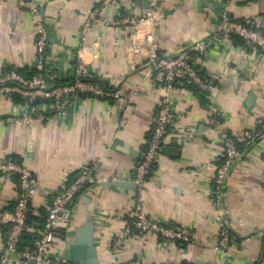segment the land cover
Instances as JSON below:
<instances>
[{
    "label": "crops",
    "instance_id": "obj_1",
    "mask_svg": "<svg viewBox=\"0 0 264 264\" xmlns=\"http://www.w3.org/2000/svg\"><path fill=\"white\" fill-rule=\"evenodd\" d=\"M148 8L144 0L44 4L51 34L48 65L58 83L72 81L77 53L86 48L85 61L105 89L139 93L123 102L81 93L71 98L64 121L32 126L8 123L18 105L1 96L0 166L13 159L33 172L37 193L30 212L40 216L44 210L48 215L65 183L97 163L93 171L102 181L77 197L72 217L47 252L54 264L65 262L66 238L79 231L82 238H93L100 264H259L264 254V133L251 145L247 142L264 124V52L232 35H220L218 28L227 10L236 20L254 18L264 32V0H159L153 30L162 57L215 40L205 53L191 54L209 89L200 92L179 81V89L171 95L174 127L163 147L172 151L160 152L144 193L150 217L188 231L192 240L168 242L135 234L126 247L112 248L123 220L139 209L135 172L145 158L166 95L161 74L151 72L146 59L135 52V41L142 34L135 26L120 23L125 16L143 17ZM93 10L95 17L90 18L88 12ZM36 21L17 0H0V73L35 74ZM211 105L241 152L224 191L225 224L231 234L224 254L217 250L221 227L213 188L225 148L208 121ZM17 196L18 177L0 171V210L12 211ZM27 227L24 237L36 228ZM5 241L6 231L0 225V255ZM24 253L22 248L9 264H25Z\"/></svg>",
    "mask_w": 264,
    "mask_h": 264
},
{
    "label": "built area",
    "instance_id": "obj_2",
    "mask_svg": "<svg viewBox=\"0 0 264 264\" xmlns=\"http://www.w3.org/2000/svg\"><path fill=\"white\" fill-rule=\"evenodd\" d=\"M49 1L17 0L21 8L28 10L37 18V60L36 72L32 77H26L14 70L0 73V97L6 96L17 102L18 105L17 111L7 119V122L32 126L37 122L64 121L68 115V108L71 106V98H79L81 93L95 98L111 97L118 102L132 99L137 95L139 90L126 94L119 89H105L98 83L93 69L85 61L86 48L77 53L72 81L66 85L58 83L56 73L49 67L47 58L51 34L43 6ZM109 1L106 0L107 3ZM148 1L149 8L143 17L125 16L121 18L120 23L131 24L136 27L138 35L142 34L141 39L135 41V52L140 58L146 59L145 64L151 72L161 74L166 95L159 104L155 127L145 152V158L137 166L135 172V183L138 187L137 200L140 206L135 216L123 220L124 228L112 243L114 251L129 245L135 234L141 236L151 234L168 242H190L192 240L188 231L150 217L144 209V193L146 181L160 156L165 139L174 127L171 95L179 89V81L195 84L202 90L209 89V84L200 75L197 65L191 60V54L205 53L210 46L215 44V40L210 38L208 41H200L182 49L174 56L162 57L153 30L159 9V0ZM95 14V10L88 12L90 18H94ZM218 30L220 35L238 36L247 44L264 52V32L254 18L236 20L226 10L221 14ZM210 109L212 115L209 117V124L217 130L219 139L225 148L224 161L216 167L213 188L218 211L216 221L221 227L217 250L219 254H224L231 244V234L225 224L223 209L224 191L229 173L238 161L241 152L227 127H224L218 118L215 107L211 105ZM261 133H264V124L260 133L251 137L247 144L251 145ZM96 165L97 163L92 164L91 168L81 171L72 180L65 183L62 192L54 197L48 209L47 219L43 227L37 231L39 237L31 247L24 248L25 264H54L47 252L55 238L62 232V225L72 217L77 197L89 185L102 181L93 171ZM0 171L3 176L16 175L18 177V196L14 209L12 211L0 210V225L6 231V241L0 255V263L9 264L11 260L20 255L23 237L28 231L30 205L36 196L37 189L33 172L23 162L13 159L6 160L1 164ZM61 264L70 263L65 261ZM259 264H264V254Z\"/></svg>",
    "mask_w": 264,
    "mask_h": 264
},
{
    "label": "water",
    "instance_id": "obj_3",
    "mask_svg": "<svg viewBox=\"0 0 264 264\" xmlns=\"http://www.w3.org/2000/svg\"><path fill=\"white\" fill-rule=\"evenodd\" d=\"M144 6L149 7L148 0H144ZM169 151H172L171 147H162L161 149L163 154H169ZM80 233L79 231L74 236L66 238V248L62 260L70 264H100L93 238H82ZM55 264H61V262Z\"/></svg>",
    "mask_w": 264,
    "mask_h": 264
},
{
    "label": "trees",
    "instance_id": "obj_4",
    "mask_svg": "<svg viewBox=\"0 0 264 264\" xmlns=\"http://www.w3.org/2000/svg\"><path fill=\"white\" fill-rule=\"evenodd\" d=\"M233 36L241 39L238 36H235V35H233ZM241 40H243V39H241ZM200 75L203 76V74L201 72H200ZM102 85L105 86L106 84L103 83ZM190 85L195 86L196 90H198L200 92L202 91V89H200L197 85H195V84H190ZM46 219H47V213L45 210L42 213H40V216L33 215V213L30 212L28 215V224H35V227H36L35 231H38L39 229H41L43 227ZM37 238H38L37 232H33L31 235H29V233H28V235H25V237H24L25 241L21 244V249L22 248L24 249L26 247H31Z\"/></svg>",
    "mask_w": 264,
    "mask_h": 264
}]
</instances>
